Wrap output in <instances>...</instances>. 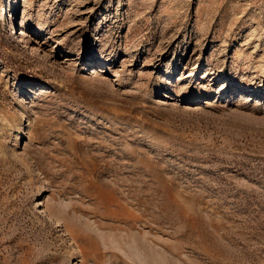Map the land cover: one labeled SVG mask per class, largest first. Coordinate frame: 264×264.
<instances>
[{
    "label": "rangeland",
    "instance_id": "obj_1",
    "mask_svg": "<svg viewBox=\"0 0 264 264\" xmlns=\"http://www.w3.org/2000/svg\"><path fill=\"white\" fill-rule=\"evenodd\" d=\"M0 264H264V0H0Z\"/></svg>",
    "mask_w": 264,
    "mask_h": 264
},
{
    "label": "bare ground",
    "instance_id": "obj_2",
    "mask_svg": "<svg viewBox=\"0 0 264 264\" xmlns=\"http://www.w3.org/2000/svg\"><path fill=\"white\" fill-rule=\"evenodd\" d=\"M12 37V36H11ZM189 98V97H188ZM24 101V100H23ZM25 102V101H24ZM24 105V104H23ZM21 106V105H20ZM23 107V106H22Z\"/></svg>",
    "mask_w": 264,
    "mask_h": 264
}]
</instances>
